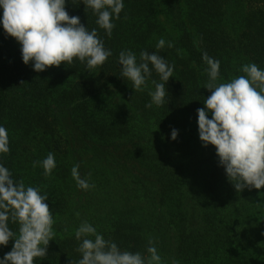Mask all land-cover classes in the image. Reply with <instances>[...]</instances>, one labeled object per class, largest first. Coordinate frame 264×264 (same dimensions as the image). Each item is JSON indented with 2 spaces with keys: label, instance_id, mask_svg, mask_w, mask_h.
I'll return each instance as SVG.
<instances>
[{
  "label": "trees",
  "instance_id": "1",
  "mask_svg": "<svg viewBox=\"0 0 264 264\" xmlns=\"http://www.w3.org/2000/svg\"><path fill=\"white\" fill-rule=\"evenodd\" d=\"M123 3L109 37L82 0H66L69 15L95 28L112 52L94 70L74 60L36 72L5 33L0 8V126L10 148L0 164L14 180L48 194L55 221L48 255L34 264H77L82 255L75 231L84 221L121 251L145 258L152 239L162 264H264V189L237 192L215 147L203 146L197 113L211 95L204 88V52L220 61L217 84L246 75L245 64L264 70V0ZM160 39L166 44L157 49ZM127 50L137 63L147 51L174 65L162 106L146 107L155 90L151 81L161 82L154 69L143 91L121 76L119 54ZM50 152L56 167L45 177L33 162ZM76 164L94 188L77 187L71 176ZM8 225L18 234V224ZM13 244L0 246V258Z\"/></svg>",
  "mask_w": 264,
  "mask_h": 264
},
{
  "label": "clouds",
  "instance_id": "2",
  "mask_svg": "<svg viewBox=\"0 0 264 264\" xmlns=\"http://www.w3.org/2000/svg\"><path fill=\"white\" fill-rule=\"evenodd\" d=\"M82 2L85 11L92 9L98 17V26L111 37L116 27L112 20L113 17L120 19L123 0ZM0 8L5 33L21 45L23 62L26 65L34 62L36 72L53 66L59 68L74 60L86 62L88 69L94 70L112 55L95 28L89 31L79 16L69 15L66 0H0ZM165 44L166 41L160 39L156 47L162 49ZM167 46L174 47L171 42H167ZM202 59L208 65L205 71L209 76L204 88L211 95L205 99V107L197 109L199 138L205 148L215 147L219 164L237 192L245 188L264 189V70L255 63L245 64L241 71L246 75L217 84L220 61L207 52ZM119 64L121 76L132 83L135 92L147 87L154 69L161 82L151 81L155 90L149 91L151 103L146 107L165 103L166 85L173 77L174 65L169 66L162 56L147 51L140 53V63H137L136 55L130 50L120 52ZM177 136L178 130L173 128L172 140ZM9 151L8 132L0 126V154ZM38 165L43 167L44 176L50 177L56 167L54 154L50 152L43 161L33 162L34 168ZM79 168L76 164L71 169L77 187L85 191L94 188V184L81 177ZM48 199V194H42L39 187L26 186L23 179L14 180L9 169L0 164V246L6 247L14 240L11 251L0 258V264H34L36 258L48 255L50 241L55 237V221L46 203ZM9 220L18 224V234L9 228ZM75 237L81 241L77 251L82 258L77 264H162L152 239H149V255L145 258L140 252L121 251L115 242L105 240L87 221L76 229ZM173 264L178 261L174 260Z\"/></svg>",
  "mask_w": 264,
  "mask_h": 264
}]
</instances>
